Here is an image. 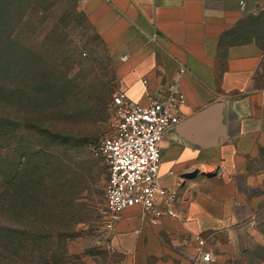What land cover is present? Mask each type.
Returning a JSON list of instances; mask_svg holds the SVG:
<instances>
[{
    "label": "rangeland",
    "instance_id": "rangeland-1",
    "mask_svg": "<svg viewBox=\"0 0 264 264\" xmlns=\"http://www.w3.org/2000/svg\"><path fill=\"white\" fill-rule=\"evenodd\" d=\"M236 32L264 48V8ZM114 67L76 0H0V264H122L98 155ZM249 169L221 264H264V151Z\"/></svg>",
    "mask_w": 264,
    "mask_h": 264
},
{
    "label": "crops",
    "instance_id": "crops-1",
    "mask_svg": "<svg viewBox=\"0 0 264 264\" xmlns=\"http://www.w3.org/2000/svg\"><path fill=\"white\" fill-rule=\"evenodd\" d=\"M76 2L115 61V91L131 102L149 106L167 97L180 67L187 69L182 121L162 142L160 183L178 189L177 215L154 219L127 209L108 231L111 246L122 264H221L240 222L250 163L264 151V48L236 39L264 0ZM217 103L225 105L227 142L205 149L191 136L217 129L186 125ZM198 238L215 262L200 259Z\"/></svg>",
    "mask_w": 264,
    "mask_h": 264
},
{
    "label": "built area",
    "instance_id": "built-area-1",
    "mask_svg": "<svg viewBox=\"0 0 264 264\" xmlns=\"http://www.w3.org/2000/svg\"><path fill=\"white\" fill-rule=\"evenodd\" d=\"M186 72L185 66L180 67L167 97L149 106L135 104L121 93L113 97L117 131L102 141L98 152L109 169L106 190L108 231L114 229V223L123 212L134 207L154 219L177 215L178 189L160 183L161 144L165 135L182 121V107L187 100L181 80ZM197 251L201 260L216 261L213 253L207 250L205 239L198 238Z\"/></svg>",
    "mask_w": 264,
    "mask_h": 264
},
{
    "label": "water",
    "instance_id": "water-1",
    "mask_svg": "<svg viewBox=\"0 0 264 264\" xmlns=\"http://www.w3.org/2000/svg\"><path fill=\"white\" fill-rule=\"evenodd\" d=\"M224 108L225 105L223 103H217L189 119L186 126H197L206 129V126L211 124L210 126H213L218 131L214 135L198 133L195 137L191 136L194 143L201 145L202 148L209 149L227 142V128L224 124ZM186 126L181 127L182 132H184Z\"/></svg>",
    "mask_w": 264,
    "mask_h": 264
},
{
    "label": "trees",
    "instance_id": "trees-1",
    "mask_svg": "<svg viewBox=\"0 0 264 264\" xmlns=\"http://www.w3.org/2000/svg\"><path fill=\"white\" fill-rule=\"evenodd\" d=\"M237 33V32H236ZM237 35V34H236ZM237 40H239V39H237ZM244 42H246V41H244Z\"/></svg>",
    "mask_w": 264,
    "mask_h": 264
}]
</instances>
